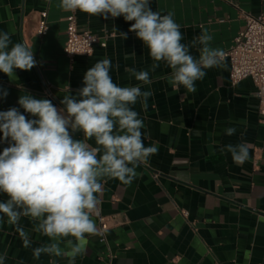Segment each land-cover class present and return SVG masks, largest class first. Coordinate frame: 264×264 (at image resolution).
Masks as SVG:
<instances>
[{"label": "crops", "instance_id": "obj_1", "mask_svg": "<svg viewBox=\"0 0 264 264\" xmlns=\"http://www.w3.org/2000/svg\"><path fill=\"white\" fill-rule=\"evenodd\" d=\"M150 2L154 11L173 14L181 26L182 43L191 44L207 31L213 37L211 46L224 54L244 28L239 11L264 16V0ZM59 3L0 0V32H9L13 43L31 48L37 61L30 71L15 70V80L0 72V89L8 92L0 99V111L19 108L21 89L62 107L63 95L68 90L75 95L82 87L86 70L97 60L108 58L113 65L110 75L120 86L140 83L130 77L128 69L149 71L152 83L141 87L153 95L146 110L139 102L134 108L145 124V146H158L157 154L137 167L139 175L131 184L115 179L103 182L92 216L98 234L87 236L86 252L75 264H264V125L253 82L246 79L232 85L229 62L222 59L218 67L206 69L195 92L183 87L174 91L170 69L163 62L152 71L154 61L147 47L129 31L133 22L122 16L104 19L65 12ZM41 13L47 15L48 31L43 37L35 33ZM72 16L79 32L100 40L108 36L106 47L95 46L89 58L68 60L62 49L67 20ZM120 32L127 33V39ZM199 47L191 48L197 58ZM229 127L236 129L234 135H225ZM76 138H82L81 134ZM238 143L249 149L242 164L234 162L225 148ZM6 146L0 144V151ZM5 199L0 194V201ZM100 218L110 224L104 242ZM18 227L29 234L31 247L25 246ZM32 228L26 217L16 226L8 224L6 217L0 220L4 264H49L51 259L68 264L66 258L46 255L34 259L32 249L48 243V238Z\"/></svg>", "mask_w": 264, "mask_h": 264}, {"label": "clouds", "instance_id": "obj_2", "mask_svg": "<svg viewBox=\"0 0 264 264\" xmlns=\"http://www.w3.org/2000/svg\"><path fill=\"white\" fill-rule=\"evenodd\" d=\"M59 7L69 13L79 11L104 19L122 16L133 22L129 31L147 47L154 61L152 71L163 62L177 92L181 87L195 92L206 69L218 67L224 58L223 50L211 46L213 37L207 31L191 44L182 43L181 26L173 14L154 11L150 0H60ZM120 35L127 39V33ZM197 44L198 58L191 52ZM36 63L31 48L13 43L9 32H0V72L15 80V70L30 71ZM112 67L108 58L97 60L84 73L76 94L68 90L63 95L62 107L21 89L19 108L0 111V144L7 145L0 151V194L7 197L0 201V220L6 217L8 224L16 226L22 217L29 218L33 232L48 238V243L32 249L34 259L46 255L75 264L86 252L87 236L98 234L92 216L103 182L115 179L131 184L139 175L137 167L158 152L155 144L145 146V124L134 108L139 102L146 110L153 95L141 87L152 83L149 71L128 69L130 77L140 83L120 86L110 75ZM7 95V90L0 89V99ZM235 131L229 127L225 135ZM77 133L82 138H76ZM225 148L236 163L248 159L245 143ZM17 230L25 246L31 247L29 234ZM5 258L0 255V264Z\"/></svg>", "mask_w": 264, "mask_h": 264}, {"label": "built area", "instance_id": "obj_3", "mask_svg": "<svg viewBox=\"0 0 264 264\" xmlns=\"http://www.w3.org/2000/svg\"><path fill=\"white\" fill-rule=\"evenodd\" d=\"M240 18L244 22V28L235 37L231 48L224 54L230 65L229 79L232 85L250 79L256 89L258 99V114L260 122L264 125V16H252L239 11ZM48 31L46 13L39 14L35 33L45 36ZM108 36L102 40L88 32H79L74 17L67 20L65 30V42L62 52L72 61L76 56L89 58L94 52L95 46L106 47ZM186 217V213H182ZM115 223V220H113ZM101 242H104V234L110 228L109 221L100 218Z\"/></svg>", "mask_w": 264, "mask_h": 264}]
</instances>
